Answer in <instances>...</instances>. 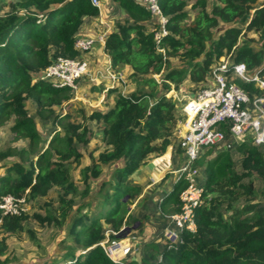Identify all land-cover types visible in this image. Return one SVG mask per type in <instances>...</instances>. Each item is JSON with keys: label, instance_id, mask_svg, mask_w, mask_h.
<instances>
[{"label": "trees", "instance_id": "trees-1", "mask_svg": "<svg viewBox=\"0 0 264 264\" xmlns=\"http://www.w3.org/2000/svg\"><path fill=\"white\" fill-rule=\"evenodd\" d=\"M114 1L128 19L109 32L104 52L114 69L130 70L127 81L131 79L136 90L125 96L118 93L112 107L88 116L103 123V141L111 150L101 153L97 164L93 158V166L82 170L85 197L90 195L89 181L101 176L102 165L115 163V179L103 186H109L105 193L104 188L99 192L104 207L94 220L87 214L75 215L71 200H60L59 216L49 219L59 227L72 221L70 234L76 246L68 247L61 261L52 264H119L100 245L106 238L101 221L121 232L128 200L141 193L140 187L128 183L130 177L150 158L163 156L174 145L180 112L177 103L167 97L173 88L180 90L188 79L194 85L193 92H197L222 57L230 56L233 64L244 63L249 74L264 66V0H214L211 9L208 0H196L191 8L199 12L191 22L190 0H160L168 31L160 46L154 31L147 28L155 20L150 11L135 0ZM9 7L10 12L0 17V125L13 119L16 138L29 139L30 152L35 153L41 137L28 114L27 101H35L41 110L50 109L51 115L55 114L54 107H67L69 112L56 115V126L62 129L37 160L28 166L1 165L5 171L0 180V199L8 195L23 197L27 191L29 198L44 197L55 187L65 195H75L78 188L65 162L72 159L80 163L82 154L75 143L76 139L84 142L85 137L79 126L68 121L73 91L54 88L41 76L58 57L80 56L74 49L77 34L86 18H96L101 11L91 0H10ZM217 30L219 35L214 39ZM249 33L255 37H249ZM254 44L257 48L252 47ZM170 58L181 60L182 67H173ZM259 75L264 79V70ZM237 83L251 98L264 96V90L254 82ZM236 148L242 155L241 171H237L229 151L218 152L204 165V159L213 152L208 150L194 163L195 167L205 166L203 198L213 197L196 209V231L183 230L181 242L167 247L159 264H264V211L253 219L238 215L227 219L220 213L223 206L233 211L242 195L254 196L253 182L245 184L244 179L264 177V148L250 142ZM177 149L181 150L179 145ZM7 156L1 154L0 162ZM187 187L188 182L181 177L160 203L163 214L166 209L181 212V194ZM88 205L92 208V203ZM26 220L25 213L5 217L0 227L15 234L24 230ZM7 252L6 239L2 238L0 264H7L8 258L2 259ZM129 264L150 263L135 257Z\"/></svg>", "mask_w": 264, "mask_h": 264}, {"label": "rangeland", "instance_id": "rangeland-1", "mask_svg": "<svg viewBox=\"0 0 264 264\" xmlns=\"http://www.w3.org/2000/svg\"><path fill=\"white\" fill-rule=\"evenodd\" d=\"M100 1L102 17L104 16L102 21L106 22L107 25L98 22L95 26L98 34L104 31L110 32L116 28L117 24L124 23L126 19H128L124 11L114 0ZM208 1L209 9H211L215 1ZM9 2L10 0H5L3 4L0 2V17L10 12L11 7H9ZM189 2L188 13L190 15L189 22H191L197 16L199 10H193L191 8V5H193L196 0H190ZM99 18L100 17H98V20L101 21V18ZM94 20H96V18H93V21ZM154 22L148 23V30H154L158 27L157 24H155L154 28ZM218 35L219 30L215 31L214 39H217ZM248 36L251 38L255 37L253 33H249ZM243 40L244 38L242 42ZM252 47L257 48V44L252 45ZM100 49V45L95 44L90 52L96 50L99 57H102L103 54ZM85 56L89 60V53ZM169 60L173 67H182L183 65L178 58H170ZM125 70L128 71L126 74L129 76L130 70L128 68ZM186 82H188V79L184 81L182 88L188 92L194 91V87H191V85L188 86V88L185 87ZM205 85L206 84H204V86ZM130 86V93L136 90V84L131 79ZM90 88H92V86L88 84V86L84 88L85 91L82 93V96L84 99H87V101L71 103V115L68 119V121L80 127V134L85 137L84 142L76 139L75 143V146L82 154L80 163H75L72 159L68 163L65 162L66 167H69L71 170L78 192L75 195H65L62 190L55 187L47 196L37 198H29L27 196L28 192H26L27 203L25 214L27 215V220L25 221L24 230L15 234H8L0 227V239H6L8 246L6 257L2 258H8L7 264H52L55 261H61L68 247L76 246L70 234L72 221L68 220L67 224L59 227L49 219V217L59 216V205L62 198L64 200H71L74 203L75 210L73 211L76 212L75 215L87 214L92 220L96 219L104 207L98 195L102 188H104L103 186L107 185V181L115 179L114 162L102 165L101 176L98 179L89 181L90 195L88 197L84 195L87 188L83 180L82 170L86 167L93 166V158L95 159V164H97L99 155L111 150V147L103 141V123L98 120L88 119L91 112L95 110L103 111L108 107V105L96 107L99 99H96L95 93L91 92ZM182 88L180 90H182ZM79 95L81 96V93H79ZM26 105L28 114L34 120L41 140L37 145V151L31 153L29 139L16 138L12 131L14 125L13 119L5 120L4 123L0 125V155L7 154L8 156L5 160L0 162V180L4 176L5 171L4 168L1 167L2 164L11 165L21 163L28 166L31 161L37 160L41 152L49 148L51 138L56 132H60L62 129L56 126L54 119L56 115L63 110L54 107L53 110L55 114L51 115L48 112L50 109L46 108V110H41L33 100H28ZM64 111L69 112L67 108L64 109ZM39 112L43 113V115L48 118L44 119L40 116ZM231 141V138L228 137L224 146H219L218 149H214L212 154L204 159V165L213 159L218 152L229 151L237 171H241L242 155L238 152L235 143H231ZM178 142L179 127L177 125L174 145L169 147V149L173 148L171 152L174 154V160L167 162V172L182 168L187 163L184 152L177 149ZM248 142L253 143L254 136H249ZM227 143H231L229 145L230 148H227ZM169 149L167 151H169ZM158 159H163V156L150 158L146 165L141 167L138 172L130 177L128 183L140 187L141 193L136 198L128 200V210L121 232H115L103 219L101 221L106 237L101 244L105 247H110L115 242L130 246L131 253L125 258L123 264H129L130 260L135 257H137L138 260L143 259L150 264H155L161 259V254L168 247V242L165 240L164 235L166 224L168 223L165 216L173 213L170 209H166V214H163L160 210V203L175 187L180 173L173 175L171 173L165 174L163 171H160L158 178L163 177V180L155 181L156 184L153 185L152 179L151 181L149 179L152 172L147 169V166L154 168L157 164L154 165L153 160L156 161ZM196 168L201 174L199 184L203 186L204 190L205 166L199 165ZM202 179H204V181ZM250 179L246 178L243 182L245 184L249 183V181L253 182L254 196L249 198L248 196L242 195L239 201L234 205L235 209L233 211L227 209L226 206L220 208V213L223 214L224 218L230 219L232 216L238 215L241 218L253 219L264 211V177L253 175ZM108 189L109 186H105L102 192L105 193ZM212 197L213 194L206 198H203L202 195L201 205L207 203ZM88 203H92V208ZM248 206H255V209L246 210L245 207ZM78 208H81V210H77ZM113 235L115 238L112 237ZM78 253L80 255V252ZM85 253L86 251H81V254Z\"/></svg>", "mask_w": 264, "mask_h": 264}, {"label": "built area", "instance_id": "built-area-1", "mask_svg": "<svg viewBox=\"0 0 264 264\" xmlns=\"http://www.w3.org/2000/svg\"><path fill=\"white\" fill-rule=\"evenodd\" d=\"M135 1L143 5L155 18L158 27L153 30L154 37L157 45L160 46L162 39L168 34L167 19L161 12L160 0ZM91 2L101 11L100 0H91ZM103 24L106 25V22ZM108 34L109 31H104L94 38H76L74 49L80 56L58 57L43 72L41 79L50 82L54 88H71L73 98L70 104L79 100L77 95L79 84L85 81L92 86L104 84L100 104L103 103L106 94L112 91L119 90V94L125 96L128 85L127 74L114 69L111 64L103 70H95L91 61L85 56L96 43L104 46ZM159 51L164 52L162 49ZM263 70L264 66L259 72L249 74L244 63L233 64L230 56L222 57L212 68L206 85L194 95H182L174 88L167 94L168 98H172L177 103L180 112L178 145L184 152L187 163L178 173H180L179 178L184 177L188 182L187 189L181 194V212L165 216L168 223L164 235L169 248L181 242L183 230L195 232L197 228L196 209L202 204L203 186L199 184L201 174L194 163L208 150L224 146L228 137L237 147L248 142L249 136H254L253 144L258 148H264V96L256 95L251 98L237 83V81L254 82L257 87L264 90V79L259 75ZM154 77L159 79L160 75ZM64 109L63 112L66 113ZM231 143H227V148H230ZM152 183L156 184L155 180H152ZM26 200V196L2 197L0 225L5 217L21 216L25 213ZM100 245L115 263L123 264L131 253V248L127 244L114 242L110 247ZM159 262L161 259L157 264Z\"/></svg>", "mask_w": 264, "mask_h": 264}, {"label": "crops", "instance_id": "crops-1", "mask_svg": "<svg viewBox=\"0 0 264 264\" xmlns=\"http://www.w3.org/2000/svg\"><path fill=\"white\" fill-rule=\"evenodd\" d=\"M98 17L101 18V19L99 18L101 21L98 20ZM98 17H96V20H94V21H93V18H86L81 30L77 34V38H94V37H96L98 35V32H97L95 26L97 25L98 22L101 23V24L104 23L102 21L103 17H104V16L102 17V11H101L100 16H98ZM154 21H153L154 22L153 25H154V28H155V24L157 22H156V20H154ZM96 44L100 45V47H101L100 51H102L103 55H102V57H99L97 51L93 50L92 52H89V57H90L89 60L91 61L92 66L95 68V70H97V69L103 70L107 66H109V64L112 65L111 58L108 55L105 54L103 45H101L99 43H96ZM125 73H128V71L125 72ZM87 82L88 81L80 82L79 90H78V93H77V95L79 97V100H77V101H87V99H84V97L82 96V93L85 91L84 88L86 86H88V84H90V83H87ZM190 85H191V87H194V85L188 80V82H186V84H185V87L188 88V86H190ZM92 87H94L95 90L92 91V88H90L91 92L95 93L96 99L97 98L99 99V101L97 102L96 107H100V106L103 107L105 105H108V107H107V109H108V108L113 106V98H114V96H116L119 93V90H116L115 92L112 91L113 93L110 92V93L106 94L105 99H104V101L102 103L103 105H102V104H100V100L102 99V96H103L102 89L104 88V84L96 85V86H92ZM130 87H131L130 86V82H128V85H127L126 90H125V95H129L130 94V92H129V88ZM79 93H81V96L79 95ZM179 93L182 94V95H186V96H192V95H194L195 92H193V91L192 92H188V91H185L182 88V90H179ZM77 101H75V102H77ZM172 150H173V148L169 149V151H167V153H165L163 155V159H158L156 161L153 160V164L154 165L157 164L156 166H154V168H151L150 166H147V169L152 172V175L149 178L150 181H151V179L155 180V181L163 180V177L162 178H158L159 175H160V171L161 172L163 171L165 174L166 173H171V174L175 175L181 169V168H178L176 170H172L171 172H167V169H168V163L167 162L168 161L170 162V161L174 160V154L171 152ZM151 164H152V162H151ZM158 167H159V169H158ZM179 179L176 182H178ZM202 180L204 181V179H202Z\"/></svg>", "mask_w": 264, "mask_h": 264}, {"label": "clouds", "instance_id": "clouds-1", "mask_svg": "<svg viewBox=\"0 0 264 264\" xmlns=\"http://www.w3.org/2000/svg\"><path fill=\"white\" fill-rule=\"evenodd\" d=\"M101 14V13H100ZM180 180V179H179Z\"/></svg>", "mask_w": 264, "mask_h": 264}]
</instances>
